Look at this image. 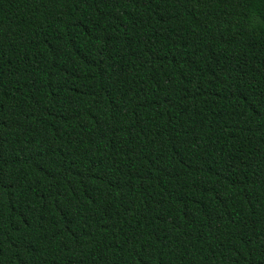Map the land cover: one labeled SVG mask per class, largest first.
Returning <instances> with one entry per match:
<instances>
[{
  "label": "trees",
  "instance_id": "trees-1",
  "mask_svg": "<svg viewBox=\"0 0 264 264\" xmlns=\"http://www.w3.org/2000/svg\"><path fill=\"white\" fill-rule=\"evenodd\" d=\"M0 264H264V0H0Z\"/></svg>",
  "mask_w": 264,
  "mask_h": 264
}]
</instances>
